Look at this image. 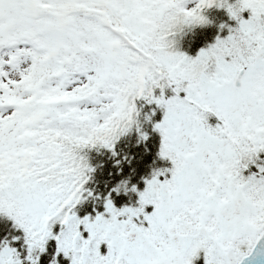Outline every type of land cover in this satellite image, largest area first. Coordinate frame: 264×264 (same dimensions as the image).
I'll list each match as a JSON object with an SVG mask.
<instances>
[{
  "label": "snow or ice",
  "instance_id": "1",
  "mask_svg": "<svg viewBox=\"0 0 264 264\" xmlns=\"http://www.w3.org/2000/svg\"><path fill=\"white\" fill-rule=\"evenodd\" d=\"M0 264H264V0H0Z\"/></svg>",
  "mask_w": 264,
  "mask_h": 264
},
{
  "label": "trees",
  "instance_id": "2",
  "mask_svg": "<svg viewBox=\"0 0 264 264\" xmlns=\"http://www.w3.org/2000/svg\"><path fill=\"white\" fill-rule=\"evenodd\" d=\"M93 160H95V154H93Z\"/></svg>",
  "mask_w": 264,
  "mask_h": 264
}]
</instances>
